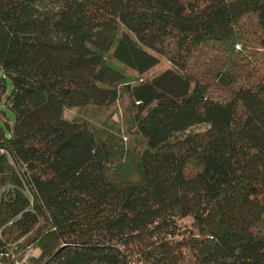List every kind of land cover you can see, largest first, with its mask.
<instances>
[{
  "label": "trees",
  "instance_id": "16d2710c",
  "mask_svg": "<svg viewBox=\"0 0 264 264\" xmlns=\"http://www.w3.org/2000/svg\"><path fill=\"white\" fill-rule=\"evenodd\" d=\"M0 71V264H264V0H0Z\"/></svg>",
  "mask_w": 264,
  "mask_h": 264
},
{
  "label": "rangeland",
  "instance_id": "374dc122",
  "mask_svg": "<svg viewBox=\"0 0 264 264\" xmlns=\"http://www.w3.org/2000/svg\"><path fill=\"white\" fill-rule=\"evenodd\" d=\"M0 74H1V71H0ZM127 76H129V78L130 77H132V78L137 77V75H135L131 71H127ZM147 76L149 77V74ZM6 112L8 115V124L11 127L13 125V122H14L13 114L10 111H6ZM123 112H124L123 106L121 104H118L116 106L115 110H113V108H111L110 111L106 110V109H98V108H94V107H85V108L73 107V108L65 109L63 115L66 118L85 117L89 122H91L95 125L97 124L98 126H103L104 124H112L115 126V124L121 125ZM0 129L6 135L9 132L6 124L4 123V121L1 118H0ZM124 136L125 137H123V139L126 140L127 136L126 135H124ZM133 142H134V140H132V143ZM34 252H36L35 249L28 250V252L25 255V258L27 257L28 254H31ZM24 259L14 263V264H17V263L19 264L21 262H23V264H24V261H25Z\"/></svg>",
  "mask_w": 264,
  "mask_h": 264
},
{
  "label": "built area",
  "instance_id": "2783aa9c",
  "mask_svg": "<svg viewBox=\"0 0 264 264\" xmlns=\"http://www.w3.org/2000/svg\"><path fill=\"white\" fill-rule=\"evenodd\" d=\"M18 264V263H17ZM19 264H23V262L19 263Z\"/></svg>",
  "mask_w": 264,
  "mask_h": 264
}]
</instances>
